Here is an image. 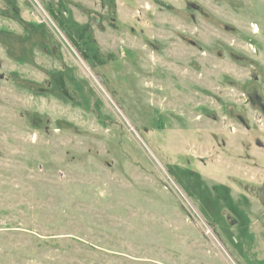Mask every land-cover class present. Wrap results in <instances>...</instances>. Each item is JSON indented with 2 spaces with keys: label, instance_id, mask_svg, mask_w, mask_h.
I'll use <instances>...</instances> for the list:
<instances>
[{
  "label": "rangeland",
  "instance_id": "rangeland-1",
  "mask_svg": "<svg viewBox=\"0 0 264 264\" xmlns=\"http://www.w3.org/2000/svg\"><path fill=\"white\" fill-rule=\"evenodd\" d=\"M263 212L264 0H0V264H245Z\"/></svg>",
  "mask_w": 264,
  "mask_h": 264
},
{
  "label": "crops",
  "instance_id": "crops-1",
  "mask_svg": "<svg viewBox=\"0 0 264 264\" xmlns=\"http://www.w3.org/2000/svg\"><path fill=\"white\" fill-rule=\"evenodd\" d=\"M264 220V212L261 213L256 220H250L247 224L246 231L244 232L243 244L245 247L243 253V260L245 264H264V240H262V245H256L258 240L261 238L255 239V236L263 235L264 239V228L259 226V221ZM254 237V242L248 241V238Z\"/></svg>",
  "mask_w": 264,
  "mask_h": 264
}]
</instances>
